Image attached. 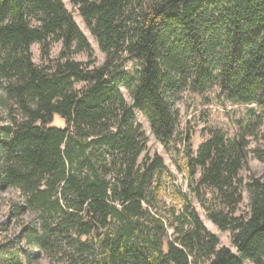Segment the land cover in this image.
<instances>
[{"label": "trees", "instance_id": "1", "mask_svg": "<svg viewBox=\"0 0 264 264\" xmlns=\"http://www.w3.org/2000/svg\"><path fill=\"white\" fill-rule=\"evenodd\" d=\"M68 2L102 64L62 0H0V192L18 189L23 199L9 214L32 215L0 248V264L40 256L48 264H264V169L246 183L240 176L245 136L209 129L195 155L184 148L188 186L206 217L231 230L232 251L218 247L186 195L179 214L161 200L165 163L143 155L134 113L167 148L186 87L217 86L264 107V0ZM53 42L61 44L55 59ZM34 43L46 64L33 61ZM81 52L86 62L74 59ZM131 58L133 74L124 70ZM255 152L264 168V148ZM242 187L249 212L235 216ZM200 188L216 190L223 208L208 205Z\"/></svg>", "mask_w": 264, "mask_h": 264}, {"label": "rangeland", "instance_id": "2", "mask_svg": "<svg viewBox=\"0 0 264 264\" xmlns=\"http://www.w3.org/2000/svg\"><path fill=\"white\" fill-rule=\"evenodd\" d=\"M69 0H62L65 7L72 11L73 19L78 25L77 27L85 34L93 53V58L96 66L102 64L105 59L104 53L99 49L96 39L90 33L89 29L85 27V23L73 9ZM61 44L53 42L51 45L50 58L55 59L58 57ZM31 54L33 61L38 64H46V60H42L40 54V45L34 43L31 46ZM74 59L81 62H86L88 56L86 53H77ZM124 70L126 72L134 73L137 67V62L134 59H129L124 62ZM91 68V67H90ZM75 86L78 88L83 86V83H77ZM120 91L125 98V101L130 103V94L124 86L119 87ZM175 101V108L178 111V123L172 139L165 148L161 142L156 139L150 129L147 118L135 110L136 122L141 125L145 133L146 145L143 152L150 157L154 153H158L165 163V170L162 174L163 192L162 199L167 206H173L177 214L181 211L182 196L186 195L189 203L197 211L202 224L214 233L218 239V247H229L235 251L231 246V230L227 229L221 231L217 226L212 223L202 211V205L198 195L190 190L189 183L186 178V158L185 147L187 145L191 152L195 155L197 147L208 138L209 129H220L227 137L232 140L236 136H245L247 141V163L245 167L240 170V176L246 183L251 176H259L263 173V162L256 158V148H264V107H257L255 103H243L233 101L226 98L219 92V87L213 86L204 92H193L188 87L184 88ZM142 155V156H143ZM200 169H197L196 182L200 176ZM195 185V184H194ZM199 195L205 198L206 203L212 204L215 202L218 208H223L221 204L215 201L214 196L217 195L216 190L200 188ZM242 201L234 209V215H246L249 212V198L248 192L245 187L241 188ZM23 195L16 188H9L0 192V248L4 246L9 240L14 238L18 232L20 220L27 221L32 217L31 214H24L13 216L9 214L12 209V203L22 201ZM5 227V230H4ZM33 264H48L47 259L43 256L37 258ZM246 264H250L246 262Z\"/></svg>", "mask_w": 264, "mask_h": 264}, {"label": "water", "instance_id": "3", "mask_svg": "<svg viewBox=\"0 0 264 264\" xmlns=\"http://www.w3.org/2000/svg\"><path fill=\"white\" fill-rule=\"evenodd\" d=\"M87 214H89V212H87Z\"/></svg>", "mask_w": 264, "mask_h": 264}]
</instances>
